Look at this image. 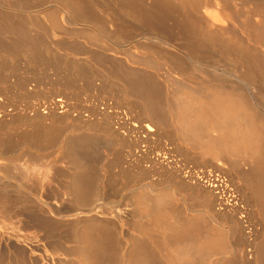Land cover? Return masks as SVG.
<instances>
[{
    "label": "bare ground",
    "instance_id": "1",
    "mask_svg": "<svg viewBox=\"0 0 264 264\" xmlns=\"http://www.w3.org/2000/svg\"><path fill=\"white\" fill-rule=\"evenodd\" d=\"M135 1L136 3L131 0H104V2L99 0H33V2H31L35 3L31 4L29 3V0L28 2L27 0H14L13 7L15 9L23 11L26 9L28 11L27 8L32 6L31 8L34 10L36 9V13H42L43 15L46 14L47 16L45 17L48 18L50 24H52L55 29L59 25L64 26L65 24H68L69 26H90L95 31L99 32L102 26L107 23L111 28H113V31L116 33V39L120 40V42H124L127 37H135L136 42L137 39L139 40L141 38L145 41H149V45L152 43V45L154 44L158 48L161 47L164 51L162 52L163 54L156 52L154 48H151L150 46L149 49H153L157 55L164 56V58L168 60L166 61L164 59L169 63V70L178 74H188L190 72V70L187 69L188 65L192 64V62L194 64H200L204 61L202 59L205 56V41H211L212 44L208 42V44L205 43L207 45L211 44V47L213 45L215 47L216 43V46L218 45L219 47L220 42L221 48H223L221 51L224 53L228 61L230 60L228 65L231 62L234 64L232 65L234 67V73L232 74L238 86L225 85L223 82L225 78H219L218 81H222H220L217 85L227 86L233 93L244 90L240 87L241 85L246 89V92L244 91L246 94L240 93L238 95L233 94L231 96L230 94L232 93H230V91L228 94L210 92V94L206 96L203 95L201 86V90L197 87L198 91L202 92L201 96H195L198 91L192 89V91L196 93L193 95L190 91V96L192 98L193 95L194 98L190 99L188 96L184 98L186 93H183V99L178 98V100L180 99V106L176 104L178 103L176 101L177 99L175 100L176 103H174L177 105L175 108L178 107V109H176L178 112L176 113L177 115L173 114L175 115L176 120L174 121V116L165 113L159 107L158 101L155 98H150L148 93L146 94V92L143 93V91H141V84V86L138 84L135 85L133 81H131V74L123 78L121 91V100L123 101L130 95L137 96L141 100L136 121L132 123V127L130 128L131 132H133L137 137V139L135 137L133 138L134 145H136L137 140L140 137L143 139L148 138L152 133H161L164 130V122L170 119L177 123L175 128H177L179 136L182 138L184 143L187 142L188 145H192L200 150L199 152H201L202 155H209V157L215 160L213 168L217 172V175L213 178L212 183H208V185H212L216 191L214 192L215 195L213 194V196H215L213 205L204 210H196L192 208L191 212L185 206L184 207L186 209H181V206L180 210H178L174 207V201H172L175 199L173 198V192L168 191V189H161V187L159 188L156 184L150 182L142 183V180H139V178L138 180L133 179V182H136V184L129 189L130 197H128L126 205L129 206L130 209L112 205L109 207H103L104 209L101 207V214H98L96 213L97 210L94 209L93 206V202L96 201L100 195L98 191L99 188L97 189L94 187L98 181V177L96 175L97 173L95 172V174L93 172L96 164L93 168L94 163L92 159H88L89 157L83 158V156L77 154L78 152H76L74 148L75 145L79 144L78 140L75 141L76 139L74 140L73 138H70L71 140H69L64 137L58 140L54 139V137H57V130H59L57 123H61L62 118L65 120L70 119L72 120L71 122H75L73 121L74 117H70L71 114L67 113L68 108L58 110L63 107L60 102L64 99H62V97H57L46 106H44V103V105L42 104L44 107L43 109L40 108L42 105L40 107L33 106V108L30 109V112L18 111L17 113H9L5 110L2 111L5 108L3 107V109L0 110V130L4 128L13 129V126L16 124L17 126L20 125L25 127V130L21 133L22 135H19L20 137L17 136L19 137V142L17 144L20 146L18 148H25L24 151H27L26 153L29 152L31 155H33L32 150H35V154L33 155L34 159L30 157L28 159L29 162L31 161L30 164L33 165L34 162L37 163L39 160H42L40 162L43 163V157L41 156V153H39V149L41 148L35 145L41 140V146H53L55 151H57L60 155V160L67 164L68 171L64 174V177H66L65 184L61 185L60 190L64 195H66L67 199L71 203V208L69 207L68 210L60 208L58 204L60 203L58 202L60 201V197L55 196V199H53L54 197L52 199L51 197L44 198L41 193L37 192L35 196H33V193H30L29 195L32 199H34V203L32 201L31 203L28 202L31 205V208L28 206V209H31V215H24L22 210L16 209L17 205L20 206L26 204L28 198L25 193L30 188L26 184L28 182L27 177L22 175L24 173V169L22 168L23 166L15 163V160L13 161V158L11 159L10 157L11 154L14 153V149L11 147L13 143H4L5 141L3 142L2 140L3 143L0 145V222L5 226L6 223H10V221L13 222L15 220L16 222L21 223L20 227L24 232L21 234L15 233V235L13 234V237L6 234L0 235V264H48L50 260L54 261L55 264H236L237 261L242 264L246 263L243 262L245 257L244 253L246 252H241V250H243L242 247L241 250L236 249L241 252L240 258L238 255L239 260L235 258V254H238L236 253L237 251L235 254L233 252V256H224V252L227 254L229 251L224 250L228 249L230 245H227L228 235L225 231L226 229L223 227L224 223L221 224V221L220 223L218 222L219 212H222V210H226L227 212L237 211L239 209L238 207H240V209L243 208V206H240L238 201L234 198L229 200L228 197H226L227 192L223 191L221 188L222 186L225 187L224 183L218 177L220 173L224 174L227 172V166H225V164H230L232 167L231 169H235L239 166V164H236L237 158L241 159L244 164H247L248 168H245L242 172H238L237 174L235 173L236 175H233L234 182L238 183L237 179L242 181L243 185L241 186L243 188V192L248 203L253 206L252 213L257 215V218L259 219L258 225L260 226V230L257 233L258 241H256L257 243L255 244L257 248L255 247V251H253L254 254L251 253L253 254L254 259V263L252 264H264V56L261 55L263 53L260 52L257 47L250 44L246 45L244 42H241L242 40L239 41L238 38L241 36L239 37L237 35V38L235 34L234 35L236 37L232 34L235 38L232 36L230 37L235 39L236 42H233L231 38L229 41H225L224 32H227L226 28L225 31L222 32L224 28L222 29L220 27V29H222L221 32L224 34L223 36V34L218 30V26H214V28L211 26L214 19L215 21L217 20V14L215 15L209 12L202 13L203 11H199V9L202 8L201 4L203 0H174L182 9V11H180V9L177 8V11H180L178 13L180 21L182 20V22H184V24L182 23V26H179L181 22H178L179 19L178 21L176 20L178 14H175L174 11H172V15L175 14L177 16L174 19H170H173L172 21L176 20L174 23H178L177 25H169L165 23L167 20L163 17L152 16L148 19L144 16L142 8L139 6L141 5V0ZM238 1L241 2L240 4L244 3V5H248V11H252L250 14L253 15V11L259 13L260 20L257 22V25H259L257 27L253 23L252 24L254 26L249 24V22H252L253 19L249 20L251 15H246L244 13L246 15L245 26L249 28L248 33L250 31L251 34H249L252 35V37L245 32L248 28L245 26H243V28L245 29L244 32L252 39L255 38L260 41V44H264V0ZM97 13H102L104 15L105 18H103L101 14V19L104 21L96 20L95 17L97 16ZM165 13L167 12H164V14ZM227 13L228 15H231L230 11ZM26 14L27 13H25V15ZM169 15L170 17L172 16L171 12ZM234 17L236 20L235 15ZM242 17L243 16H241V18ZM208 18L211 21L213 19L212 23L208 22ZM3 21L5 22L4 19ZM27 21H29V19H27ZM13 22L15 23V21ZM62 22L65 24L63 23L64 25H62ZM206 22L210 25H205ZM242 22L244 23V20ZM186 23L191 29L187 28V26H183ZM11 24L12 26H15L16 23L13 24L11 22ZM18 25L21 26V22ZM17 27L18 26H15V28L12 27L11 29L9 28V30L11 31L13 28V30H15ZM52 27L49 28L52 29ZM215 27H218V29ZM230 27L234 26L232 25ZM17 31L15 30V32ZM19 32L20 31L17 32V38L19 36ZM219 34L222 35L220 36ZM214 42L216 43L214 44ZM255 42L253 41V43ZM21 43H23V41ZM24 43H26V41H24ZM33 43L35 44V42ZM33 43H29V45L33 46ZM123 45L125 44L123 43ZM6 46L7 45H5V47ZM149 49L147 51H150ZM178 52H181L184 56L178 58L173 57V55L179 54ZM8 56L10 57V55ZM219 56L222 58L221 54H219ZM9 60L8 63L4 65H7V67L9 66L11 69L15 63L14 56ZM75 66L78 67L74 68L77 69V71H79L82 67L79 64ZM191 70L193 71L194 69ZM93 74L94 72L92 75ZM5 77L6 75L4 77L3 75L2 77L0 76L1 79H4ZM211 78L213 77L211 76ZM115 81L116 80H114V82ZM18 87L19 86H17V89ZM188 88L190 89V87ZM208 88H213V84L209 85ZM222 89L224 88L222 87ZM225 90L226 89L221 91ZM180 91L179 93H181ZM182 92H184V89ZM175 93L178 95V92ZM245 95H247L250 99ZM177 97L175 96V98ZM175 104L170 107L175 106ZM253 105L258 107V112L254 111V108H251ZM60 113L63 114L60 116ZM111 119V117H108L107 121L104 119L105 123H102L104 124L103 129L105 134L107 133V135L112 136L114 130ZM46 123H48V126L45 125ZM90 124L91 123H89V125ZM117 124L119 128L122 127L120 122ZM92 127L93 126H87V128L90 129H92ZM8 133L9 132H7V134ZM10 133L14 132L11 130ZM14 134L8 137L12 138V136H15ZM81 136H84V140L81 139V142H84L83 144H85V146L87 143H91V141L94 142V140L89 141L90 138H85V135ZM8 137L5 140H8ZM86 139L89 142L86 141L85 143ZM134 149L135 148L133 146L130 147V151L127 153L129 154L128 157L130 159H137L138 157L134 154ZM29 154L27 155L29 156ZM117 158L118 157H116V159ZM117 160L119 161V159ZM130 163L133 162L131 161ZM168 163V161L167 163H164L163 160H157L154 162V164H158V166L165 168ZM22 164H24L26 168L30 167L27 166L25 162ZM50 164H44V171L50 168L52 169ZM52 166H54V164ZM17 168L18 171L19 169H23V172L19 171L22 173V177H17L20 174L18 172L17 176L13 175V169ZM47 171H45V173ZM26 174L27 173H25V176L28 175ZM47 174L48 173L44 174L45 177ZM55 174L57 173L54 171L53 175ZM208 176L211 175L208 173ZM195 177L197 181L205 183V181H203V179H201L198 175ZM43 179L44 178H42V180ZM208 180H210V178H208ZM189 192L191 193V191ZM206 194L208 195V193ZM211 195L210 197H212ZM184 199H182L183 202ZM202 200L203 199H201V201ZM185 202L187 203V201ZM27 205L28 204H26V206ZM201 206H203V204H201ZM62 222L67 223L63 224ZM64 225L70 227L69 234H64L59 231ZM124 226H128L129 232H125V234L123 233L122 236L121 232L124 231ZM243 229V221L238 217V220L234 221V231L241 233L242 235ZM29 230H36L38 233L43 232L41 234L43 236H34L28 232ZM55 231L59 233H56ZM51 234L53 235L50 236ZM229 235V237L232 236L231 234ZM6 246L11 248L13 251V253L10 254L12 257L7 260L3 258L4 253L2 254V251H4ZM49 249L50 255L47 256L46 252ZM230 250L232 251V249ZM216 254L218 257L214 258ZM229 255H231V252Z\"/></svg>",
    "mask_w": 264,
    "mask_h": 264
},
{
    "label": "rangeland",
    "instance_id": "2",
    "mask_svg": "<svg viewBox=\"0 0 264 264\" xmlns=\"http://www.w3.org/2000/svg\"><path fill=\"white\" fill-rule=\"evenodd\" d=\"M31 1L33 2V0H29V3L31 4L35 3V2L32 3ZM99 1L104 2V0H99ZM131 1L136 3L135 0H131ZM240 3L241 2L238 0H203L201 4L202 8L199 9V11L200 12L203 11L202 13L209 12L211 14H215V15L217 14L216 21L214 19V22L212 23L213 19L211 21L208 18V22L212 23L211 26H213V28L214 26H218L219 29L218 27L215 28L218 29L220 32L223 28L224 29L222 32H224L226 28L227 32H224L225 36L221 32L225 37V38L223 37L225 41L226 40L229 41L231 38L230 36H232L233 38H235L237 35L239 37L241 36L240 38H238L237 36L239 41L242 40L241 42L242 43L244 42V44L246 45L250 44L257 47L258 50H260V52L263 53L261 55L264 56V44L262 43L260 44V41L256 40L255 38H254L255 40L252 39L251 38L252 35H250L251 32L249 31L250 34L248 33L249 28L245 26L246 25L245 18L247 14L251 15L250 16L251 18L249 17V20L253 19L252 22L251 21L249 22V24L253 23L256 25V27L259 26L257 25V22H259L258 20H260L259 17L260 15L256 11H253V15L250 14L252 11L251 10H250L251 12L248 11L249 10L248 5L245 4L246 5L245 7L244 3L242 4ZM177 4L178 3L174 0H166V1L141 0V5L139 6L140 8H142V13H144V16H146L148 19H150V17L152 16L163 17L164 19L166 18L165 20H167V22L165 23L169 25H175V24L177 25L178 23H174V22L176 20L178 21L179 19L178 22L179 23L181 22L179 26H182V23L184 24V22H182V20L180 21V16L178 14L180 11H182V9ZM13 6H14V0H9V1L0 0V15H2L0 16V29H1L0 30L1 31L0 33V74L1 75L0 76L2 77L3 75L4 77L6 75L4 79L2 78L3 80L0 78L1 80L0 110L3 109V107H5L2 111L5 110L6 112L9 113L11 112L17 113L18 111L30 112V109H32L33 106L40 107L42 104L44 105V103H45L44 106H46L48 103H50L52 100H54L57 97H62V99H64L63 101L60 102V104L62 103L61 105H63V107L59 108L58 110L68 108L67 113L71 114L70 117L71 116L74 117L72 118L73 121L75 122H71L72 120L70 119L65 120L64 118H62L61 120L62 122L61 123L59 122V124L57 123V127L59 128V130H57L58 132L56 135L57 137H54V139L58 140L64 137L69 140H71L72 138L74 140L76 139L75 141L78 140L79 144L75 145L74 148L75 151L78 152L77 154L83 156V158L89 157L88 159L90 160L92 159L94 163L93 168L96 164L94 169L95 171L93 170V172L97 173L95 174L98 177V181L96 182V186L94 187L97 189L99 188L98 191L100 194L98 199L93 202L94 209L97 210L96 213L101 214L100 210L104 209L103 207H109L112 205L122 206L127 209H130V207L126 205V203L128 202L127 201L128 197H130L129 189L132 188L134 184H136V182L133 181L138 180L139 178H140L139 180H142V183L150 182L156 184L159 188L161 187V189H165V190L168 189V191L173 192L172 193L173 198L175 199H173L172 201H174L173 202L174 207L178 210H180L181 206H182L181 209L183 208L186 209L185 207H187L190 212L192 208L196 210H201V209L204 210L209 206H212L215 197L213 196V194L216 191L215 188H213L212 185H208V183L209 182L212 183L213 178H215L216 177L215 175H217V172L213 168V164L215 163V160L209 157V155L207 156L206 154L205 156L204 154L202 155L201 152H199L200 150H198L192 145H188L187 142L184 143L182 138L179 136L177 128H175L177 123L174 122L176 120H175V115L173 114H176L178 112L176 110L178 109V107L175 108L177 106L176 104L180 106L179 100L183 99L182 97L185 93L186 95H184V98H186L187 96L190 97V99L194 98L193 95L196 92L192 91V89L195 91H198V88L199 90L202 89L201 91L203 92V95L206 96H208L210 92H216L219 94H226V93L228 94V92L231 91L230 89H228L229 87L217 85L219 84L220 81H222V80L218 81L219 78L220 79L225 78L224 79L225 81L223 80L225 85L238 86L232 74L234 73L233 71L234 67L232 66L234 64L231 62L228 65L230 60L228 61L224 53L221 51L223 50V48H221L220 42H219V47L218 45L216 46L217 44L216 42H214V44L216 43L215 47L214 45L211 47L212 42L205 41L204 45L206 50L204 51L205 56L202 59L204 61H202V63L200 64H194L192 62L193 65L192 64L188 65L187 69L190 70L188 74L186 73L178 74L176 72L173 71L171 72V70H169L170 69L169 68L170 66H168L169 63L166 62L168 60H166L164 56L157 55L153 51V49L152 50L149 49L150 46L151 48H154L156 52L163 54L162 52L164 51L161 49V47L158 48L156 47V45L154 44L152 45V43L151 45H149L150 44L149 41L147 40L145 41L144 39L141 38H140L141 40L137 39L136 42L135 37H130V38L127 37L125 38L124 42H120V40L116 39V33L115 31H113V28H111L110 25L107 23L102 26L99 32L95 31L90 26H75V25L69 26L64 22H62V25L65 24L64 26L59 25L55 29V27L52 24H50L48 18L45 17L47 15L46 14L43 15L42 13H38V12L36 13L35 11L36 9L34 10L33 8H31L32 6L27 8L28 11L24 9V11L26 12L20 9H15ZM177 8L180 9V11H177ZM168 10L169 13L171 12V15H172V11H174L175 14H178L179 18L175 14L170 17ZM229 11L231 12V15L230 14L228 15L227 12ZM161 12L163 14L164 12L167 13L163 15ZM25 13L27 14L25 15ZM101 14L102 13H97V16L96 17L94 16L96 20L104 21L103 19H101L102 18ZM11 15L14 17H12ZM234 15L236 16V20ZM102 16L103 18H105L103 14ZM176 16H177L176 20L172 21ZM241 16H243L242 18L244 19H242ZM2 18L5 20V22L3 21ZM27 19H29V21H27ZM21 20H25V21H21ZM243 20L245 24L242 22ZM13 21H15L16 24ZM11 22L15 24V26H18L15 29L16 31L17 29L18 31H20L18 38H17L18 31L15 32V30H13L15 26H12ZM20 22L22 24L21 26L18 25L20 24ZM208 22H206L205 25L209 24ZM3 23L4 24L7 23V24L4 25ZM232 25L234 27H230ZM183 26L186 27L187 23ZM243 26L248 28L246 29L245 32L248 33L251 37L244 32L245 29L243 28ZM12 27L14 28L10 31L9 28L11 29ZM49 27L50 28L52 27V29H50ZM220 27L222 29H220ZM187 28L189 27L187 26ZM222 34L219 35L221 36ZM232 34L233 35L235 34L236 36L234 35L235 36L234 37ZM19 38L20 39L24 38V39L23 40L21 39L20 41ZM233 38L231 39L234 42L235 39ZM252 40L254 42L256 41L255 43L257 42L258 43L255 44L253 43ZM22 41L23 43L24 41H26V43L23 44L21 43ZM138 41H142V42H138ZM28 42L30 44L35 42V44L33 43L32 44L33 46H31L29 45ZM207 42L211 44L207 45L208 44ZM123 43L125 45H123ZM26 44L29 46L26 47L27 46ZM5 45H7L8 47L7 46L5 47ZM133 45H135L136 47ZM147 48L150 51H147L148 50ZM178 53L179 54L177 55H173V57L178 58L184 56L181 52ZM219 54H221L222 58L219 56ZM8 55H10V57ZM13 56L15 58V63L13 64L15 68L12 66L10 69L9 66L7 67V65L4 64H7L8 60L11 59ZM78 64L82 66L79 71H77V69H74V68H78L75 66ZM191 69L194 70L192 71ZM93 72L94 74L92 75ZM129 74H131L132 76L131 81H133L135 85L137 84L139 86L142 85L140 88L141 91H143V93L146 92V94L148 93V96L150 98H155L158 101L159 107L165 113L174 116V121L168 119L164 122V130L161 133L155 132L154 134L152 133L148 138H143V139L140 137L138 138L136 145H134L133 143L134 141L133 138L135 137L137 139V137L136 135H134L133 132H131L130 128L132 127V123L136 121L137 118L136 116L139 112L138 109L140 108L141 100L137 96H132V95L128 96L124 101L121 100L123 78L125 76H128ZM211 76L213 78H211ZM114 80L116 81L114 82ZM212 84H213V88H208L209 85ZM66 85L68 86V88ZM17 86H19L18 87L19 91L17 89ZM188 87H190V89ZM222 87L226 90L221 91L224 90L222 89ZM240 87L243 88L244 90H241V92L237 91V93L236 92L233 93L231 91L230 93L232 94L230 93L229 94L231 96L233 94L238 95L240 93L246 94L245 93L246 89L241 85ZM183 89L184 92H182ZM176 90L179 91L182 90V91H180L181 93H179V91ZM190 91L193 94L192 98L190 96L191 94ZM175 92H178L177 93L178 95H176ZM200 92L198 94L196 93L195 96L196 95L201 96L202 92L201 93ZM179 94L182 95L180 96ZM27 96L29 97V99ZM175 96L178 97L175 98ZM245 96L249 98L247 95ZM178 98L180 99L178 100ZM175 100L178 103H176ZM172 103L175 104V106L170 107L173 105ZM43 105L40 107L41 109L44 108ZM251 108L252 109L254 108L253 110L256 112L259 111L258 107L254 105L251 106ZM61 114L63 113H60V116ZM108 117L109 118L111 117L112 118L111 121L113 122L114 133L112 134V136L107 135V133L105 134L103 129L104 127L103 123H105V120L107 121ZM118 122L121 123L122 127L119 128L117 124ZM89 123L91 124L89 125ZM45 125L48 126V123H46ZM86 125L89 127L91 126L93 127L92 129H90L87 128ZM15 126H13V129L15 130H13L12 128L11 129L4 128L1 129L2 131L0 130V135H1L0 145L4 141H5L4 143L6 142L9 144L13 143L11 147L14 149L13 150L14 153H12L10 157L11 159L13 158L12 159L13 161L15 160V163L21 164L23 166L22 168L24 169V173L23 174L20 173L23 172L22 171L23 169H19L20 172L18 171L19 168L18 166L17 169H13L12 173H14L13 174L14 176H17V172L20 173L17 177H22V175H24V177H27L28 182L26 184L30 188L28 189V191H26V193L27 192L29 193L27 194L25 193L26 197L28 198V201L26 200L27 201L26 204L28 205L26 206V204H24L19 206L16 204L17 205L16 209L22 210L24 215L27 216L31 215L32 214L31 209L28 208L29 207L31 208L30 203L31 201L34 203V199H32V197L29 195L30 193L31 194L33 193V196H35L36 193L39 192L43 195L44 198L51 197L52 199L54 197L53 199H55L56 198L55 196L60 197V201H58L60 202L58 203L59 207L68 210L69 207L71 208V203L67 199L66 195H64L60 190L61 185L65 184L66 177H64V174H66L68 171L67 164L60 160V155L58 154L57 151H55V148L53 146H45V145L41 146L42 145L40 144L42 142L41 140L39 143H36L35 145L41 148L39 149L40 151L39 153H41V156L43 157V163L44 164L51 163L50 167H52V169L51 168L47 169L49 172L45 170L47 171L46 173H48L45 177L44 175L46 174L44 171L45 166L42 162H40L42 160L38 161L40 165L38 164L37 161H36L37 163L34 162V164L32 165L30 164L31 161L29 162L28 160L29 157L34 159L33 155L35 154V150H32L34 153L32 152L33 155H31L29 154V152L26 153L27 151H24L25 148L23 149L18 148L20 147L19 144H17L19 142L18 141L20 137L19 135H22L21 133H23L25 127L20 125L17 126V124ZM85 127L88 131L85 129ZM11 130L16 134L10 133ZM7 132L9 133L7 134ZM84 133H86L87 135ZM13 134L15 135L12 136L13 139L11 137L10 138L8 137ZM81 135H85V138L88 139L90 138L89 141L94 140V142L91 141V143L89 144L87 143L88 145L86 144L85 146V144H83L84 142L83 143L81 142V139L84 140V136ZM7 137L9 138L8 139L9 142L8 140H5L7 139ZM86 141L89 142L86 139L85 143ZM132 146L135 148L134 154L138 156L137 159H133V158L130 159L128 157L129 154L127 153H129L130 147ZM189 150L193 152H190ZM27 154H29V156ZM116 157H118L117 159H119V161L116 159ZM157 160H163L164 163H167L168 161L169 163L165 168L158 166V164H154V162H156ZM236 160H237L236 164H239V166H237L235 169H231L232 167L230 164H225V166H227L226 169L227 172H225L224 174L220 173L218 177L224 183L225 187L222 186L221 188L223 189V191L227 192L226 197H228L229 200L234 198L236 201H238L240 206H243V208L240 209V207H238L239 209L237 211H227V212L226 210H222V212H219L220 214H219L218 222L220 223L221 221L222 222L221 224L224 223L223 227L224 229H226L225 231L228 235L227 245H230L232 247L231 248L229 246L228 249L224 250V251L229 250L227 254L226 252H224V256L226 255L227 257L233 256V252L235 254V252L237 251L236 249L241 250L242 247L243 250H241V252L242 251L246 252L244 253L245 254L244 256L246 258L244 257L243 259V262L246 263L243 264H252L254 263L253 251H255V247L257 248V246L255 245L257 243L256 241H258L257 233L260 230V226L258 225L259 219L257 218V215L255 213L254 214L252 213L253 206H251L250 203H248L245 197L243 188L241 186L243 185L242 181L237 179L238 183L234 182L233 175L235 173L237 174L238 172H242L245 168H248L247 164H244L241 161V159L237 158ZM124 161L127 163L128 166ZM131 161L135 163L134 164L130 163ZM24 162L25 164H27V166L30 167L26 168V166L22 164ZM115 163L116 164L118 163L119 165L118 164L116 165ZM53 164L54 166H52ZM54 171L57 174L53 175ZM25 173H27L28 175L26 174L27 176H25ZM208 173L211 176H208ZM196 175L201 177V179H203L204 181L207 180L208 178H210V180H208V182L206 181L205 183L197 181L195 177ZM52 176L55 177L53 178ZM42 178L44 179L42 180ZM189 191H191V193ZM206 193H208V195ZM210 195L213 198L210 197ZM182 199H184V202ZM201 199H203L202 200L203 202L201 201ZM185 201H187V203ZM201 204H203V206H201ZM238 217L239 219L241 218L243 221L244 229L242 230L243 231L242 235L241 233L234 231V221L238 220ZM62 223L64 224L67 222H62ZM20 225L21 223H18L15 220L13 222L10 221V223H6L5 226L0 222V235L6 234L8 236L13 237V234L15 235V233L21 234L24 231L20 227ZM69 230L70 227L64 225L59 231H61V233L64 234H69ZM123 230L124 231L121 232L122 236L123 233L125 234V232L126 233L129 232L128 226H124ZM28 232L34 236H39L43 233V232L38 233V231L36 230H29ZM53 234H51L50 236H52ZM229 234H231L232 236L229 237L230 236ZM230 249H232V251ZM240 250L236 252L238 254H235V258L237 260H239L240 258V253H241ZM230 252L231 255H229ZM3 253H4L3 258L7 260L8 258L12 257V255L10 254L13 253V251L11 248H8V246H6L4 248V251H2V254ZM46 254L47 256L50 255V249L46 252ZM215 257H218V255L216 254L214 258ZM48 264H55V262L50 260ZM236 264H242V263L237 261Z\"/></svg>",
    "mask_w": 264,
    "mask_h": 264
},
{
    "label": "built area",
    "instance_id": "3",
    "mask_svg": "<svg viewBox=\"0 0 264 264\" xmlns=\"http://www.w3.org/2000/svg\"><path fill=\"white\" fill-rule=\"evenodd\" d=\"M208 180V179H207ZM207 180H205V182L207 181ZM204 181V180H203Z\"/></svg>",
    "mask_w": 264,
    "mask_h": 264
}]
</instances>
